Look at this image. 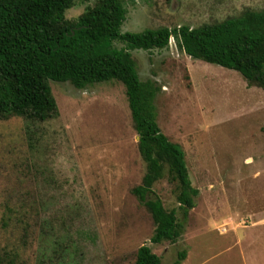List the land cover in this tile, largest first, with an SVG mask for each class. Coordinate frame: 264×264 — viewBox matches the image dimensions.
Here are the masks:
<instances>
[{
  "label": "rangeland",
  "instance_id": "obj_1",
  "mask_svg": "<svg viewBox=\"0 0 264 264\" xmlns=\"http://www.w3.org/2000/svg\"><path fill=\"white\" fill-rule=\"evenodd\" d=\"M123 1V32L264 10V0ZM94 2L74 0L66 16ZM131 52L141 79L161 86L159 125L184 150L199 189L183 236L151 243L153 219L132 193L146 165L124 85L51 81L56 117L0 120V263L132 264L147 244L161 264H264V90L194 59L174 38L164 49ZM153 191L183 218L174 184L164 177ZM60 246H68L63 257L54 253Z\"/></svg>",
  "mask_w": 264,
  "mask_h": 264
},
{
  "label": "trees",
  "instance_id": "obj_2",
  "mask_svg": "<svg viewBox=\"0 0 264 264\" xmlns=\"http://www.w3.org/2000/svg\"><path fill=\"white\" fill-rule=\"evenodd\" d=\"M73 4L74 0H0V120L56 117L51 81L70 82L78 89L121 82L146 165L132 193L153 219L151 243H175L185 232L184 220L196 205L199 189L192 184L184 150L159 125L156 97L161 86L155 79H141L131 50L164 49L174 38L194 59L234 69L248 85L264 90V10L248 8L240 16L197 27L123 32L128 13L123 0H95L78 17L68 18ZM164 177L175 186L182 219L153 191ZM63 248L54 249L55 255L63 257L68 246ZM9 258L0 264H14ZM132 264H161V258L144 244Z\"/></svg>",
  "mask_w": 264,
  "mask_h": 264
},
{
  "label": "water",
  "instance_id": "obj_3",
  "mask_svg": "<svg viewBox=\"0 0 264 264\" xmlns=\"http://www.w3.org/2000/svg\"><path fill=\"white\" fill-rule=\"evenodd\" d=\"M137 139H139V136H137Z\"/></svg>",
  "mask_w": 264,
  "mask_h": 264
}]
</instances>
